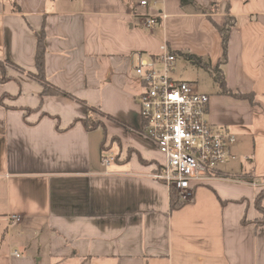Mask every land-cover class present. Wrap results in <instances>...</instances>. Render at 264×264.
I'll list each match as a JSON object with an SVG mask.
<instances>
[{"label": "crops", "instance_id": "crops-1", "mask_svg": "<svg viewBox=\"0 0 264 264\" xmlns=\"http://www.w3.org/2000/svg\"><path fill=\"white\" fill-rule=\"evenodd\" d=\"M140 1L0 0V264H264V0ZM160 11L167 18L146 28L142 16ZM228 15L227 86L258 105L196 87L212 126L234 134V158L172 209L153 177L165 156L141 117L135 66L167 45L214 67V23ZM40 35L47 79L73 97L42 96L29 75ZM76 98L111 117L105 128L87 130Z\"/></svg>", "mask_w": 264, "mask_h": 264}, {"label": "built area", "instance_id": "built-area-1", "mask_svg": "<svg viewBox=\"0 0 264 264\" xmlns=\"http://www.w3.org/2000/svg\"><path fill=\"white\" fill-rule=\"evenodd\" d=\"M156 4L157 0L139 3L145 8ZM142 17L144 26L151 29L167 14L160 11ZM176 61L177 53L163 45L161 53L151 59L139 55L135 72L142 86L140 114L147 134L165 156V163L153 177L174 190L180 201L188 202L193 199V182L210 178L234 158L229 148L235 136L229 129L216 128L208 121V94L197 91L192 82L172 77ZM114 160L103 159L106 163Z\"/></svg>", "mask_w": 264, "mask_h": 264}, {"label": "trees", "instance_id": "trees-1", "mask_svg": "<svg viewBox=\"0 0 264 264\" xmlns=\"http://www.w3.org/2000/svg\"><path fill=\"white\" fill-rule=\"evenodd\" d=\"M182 4H186L190 2V0H181ZM20 10V9H16ZM236 23V18L234 16L228 15L226 17L225 22L222 25H219L217 23H214L216 29L220 32L222 37V45H223V55L221 60L218 62L217 65L214 67L209 61H206L202 57L195 55V54H184L188 59L193 61L195 64H198L199 66L205 68L207 71H210L211 74L214 76L215 81L219 84V87L221 89V93L228 94L231 96H234L236 98L246 99L251 102L252 105L257 106L258 103L255 100V94L254 93H242V92H235L232 89L228 88L226 77L224 74V71L222 69V65L226 63L227 56H228V45L230 40V34L233 26ZM45 55H46V44H45V37L44 35H40L38 37L37 41V50H36V67L37 72L29 73L30 76L37 79L40 84L42 85V96L44 95H63L66 97H73L68 92L62 90L61 88L55 86L52 84L46 76L45 73ZM0 70L4 74L5 70V64L0 60ZM5 79V77H4ZM76 100L82 104L86 110H87V117L84 120L85 127L87 130H94L98 127L105 128V125L102 121H99L95 119V114L99 113L105 117L111 118L99 109L90 107L85 101H82L78 98ZM264 198V191H262L256 200V207L257 209L264 214V206L262 205V201ZM180 205H182V202L179 200V196L177 193L172 190L171 191V208H178Z\"/></svg>", "mask_w": 264, "mask_h": 264}, {"label": "rangeland", "instance_id": "rangeland-1", "mask_svg": "<svg viewBox=\"0 0 264 264\" xmlns=\"http://www.w3.org/2000/svg\"><path fill=\"white\" fill-rule=\"evenodd\" d=\"M172 77L176 80H186L192 82L199 91L212 92L215 87H219V84L215 81L214 76L210 71L195 64L188 59L184 54L178 56L175 69L172 73ZM105 116L97 113L95 119L102 121ZM101 140L104 141V129L100 128ZM119 151L117 142H113V147L102 150L104 156H114Z\"/></svg>", "mask_w": 264, "mask_h": 264}]
</instances>
